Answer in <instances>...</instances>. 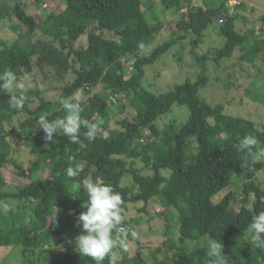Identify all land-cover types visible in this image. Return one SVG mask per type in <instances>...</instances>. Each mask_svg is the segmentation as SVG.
Instances as JSON below:
<instances>
[{
  "label": "trees",
  "instance_id": "1",
  "mask_svg": "<svg viewBox=\"0 0 264 264\" xmlns=\"http://www.w3.org/2000/svg\"><path fill=\"white\" fill-rule=\"evenodd\" d=\"M45 1L36 0L39 5ZM58 1L60 8L45 14V35L49 41L9 47L0 37V72L11 69L18 76L23 72L32 75L37 66L41 70L51 66L68 73L72 64L77 65L78 69L73 67L76 81L66 93L71 97L81 94V98L77 97L83 107L81 116L89 127L96 125L97 120L107 125L91 141L84 136L87 127H82L79 143H71L61 131L54 133V139L47 143L44 132L38 128V118L28 105L30 102L22 110H14L9 106L8 95L0 93V207L12 198L26 200V204L34 207L27 224L0 230V246L22 248L29 264H94L91 258L80 256L76 247H72L82 231L78 217L86 211L83 203L87 194L83 185L90 175L121 194L124 225H129L126 214L131 203H144L146 209L152 202L160 201L179 212V238L170 235L164 246L153 253L151 262L141 253L130 256L127 252L121 254V262L117 264H210L206 247L188 245L206 238L223 243L227 264H264V249L251 244L246 234L251 219L264 211V189L255 181L264 171V157L255 163L249 157L245 167L242 161L245 154L235 148L245 135L256 137V149L264 148V132L253 121L228 115L221 106L212 107L203 102L199 92L207 86L205 74L197 86L187 82L159 96L142 86L147 66L187 35H194L197 39L193 43L198 46L216 19L225 18L221 34L226 39L215 58L217 62L233 58L238 49L242 50L241 62L251 65L258 59L264 62V42L259 40L249 49L243 48L249 34H242L236 27L240 15H228L230 0H202V5L197 6L193 0H162L168 8L176 6L186 12L176 24L177 33L171 41H166L150 56L137 59L156 42L164 26L148 21L144 0ZM8 10L0 9V19L14 14L31 34L42 28L43 24H37L20 6L12 12ZM105 32L114 33L116 39L105 38ZM88 33L87 47H77L76 43ZM133 60L134 73L128 70L119 74L114 70L117 65L123 70ZM102 83L106 85V94L97 92L91 96ZM33 92L43 99L42 91ZM125 93L135 94L132 106L138 120L134 124L123 123L122 130H112L113 107L122 104L117 97ZM175 105L188 107L189 121L180 129L173 122L160 130L156 121ZM23 114L27 115L32 130L20 133L14 121ZM65 115L62 108L48 118L61 119ZM146 130L150 135L147 145L142 147L138 139L146 136ZM16 137L24 140L34 158L27 169L13 158ZM194 141L196 152H193ZM164 155L166 158L162 160L160 157ZM80 162H85L84 170L76 178H69L67 168ZM138 163H143V167L138 168ZM9 164L28 182L18 195L5 192L8 186L5 169ZM146 170L152 174H144ZM43 172H47L48 179H42ZM128 175L133 178L136 193L123 186ZM236 175H242L246 181L240 210L233 208V194L220 203L213 201L216 195L230 188ZM104 264H108L107 259Z\"/></svg>",
  "mask_w": 264,
  "mask_h": 264
},
{
  "label": "rangeland",
  "instance_id": "2",
  "mask_svg": "<svg viewBox=\"0 0 264 264\" xmlns=\"http://www.w3.org/2000/svg\"><path fill=\"white\" fill-rule=\"evenodd\" d=\"M193 4L196 6L202 5V0H193ZM19 6L28 16L34 17L37 24H43L42 28L31 34L29 28L16 15L9 14L8 17L0 19V37L6 40L9 47H27L37 42L49 41V37L45 35V29H47L45 14L56 10L58 7L60 8L59 1L46 0L44 4L39 5L36 0H0V9L9 8L8 11L12 12ZM240 7L236 13L240 15L236 27L242 34H249V39L245 41L243 46L244 49H249L259 39L264 42V32L261 34L257 32L260 29L264 30V0H244ZM144 9L150 23L163 24L164 26L156 42L144 49L137 59L150 56L154 50L166 41H171L177 33L175 31L176 24L183 19L186 12V10H179L176 6L168 8L162 0H144ZM222 25L216 19L204 33L198 46L193 43L197 38L194 35H187L186 39L172 47L154 64L145 68L142 86L150 93L159 96L171 93L178 86H182L187 82L197 86L200 77L205 74L208 77V83L199 92L200 99L203 102L212 107L221 106L228 115L253 121L264 132V62L261 59H258L252 65L241 62V49L235 51L234 57L231 59L220 62L215 61L218 51L224 48L226 44V39L221 34ZM250 32L254 33L250 34ZM103 36L107 39H116L114 33L105 32ZM88 39L89 33L82 36L76 46L81 49L86 48ZM133 64L134 60L128 65L126 64L123 70L121 65L115 66L114 70L119 74H125L128 70L134 73L131 69ZM73 67L79 68L77 65L72 64L71 70L67 73L62 69L51 66L44 68V70H41L38 66L36 67L31 75V81L28 82L34 84L35 87L28 88L25 92L27 97L25 104H28V101L30 102L28 105L36 118L41 115L47 117L53 115L63 108V100L71 97L66 93V90L72 86L77 78ZM35 89L43 92V99L34 94ZM105 90L106 85L102 83L99 88L93 91L91 96L97 92L106 94ZM76 97L81 98V94H77ZM117 98L122 101V104L113 107L115 117L110 122L112 130H122L123 123L131 122L134 124L138 120V113L132 106L135 101V94H119ZM190 115L188 107L175 105L168 114L157 120L155 124L160 130H163L174 122L180 129L189 121ZM211 122L213 123V120ZM95 124L97 125L98 134L107 125L99 120ZM14 127L20 133L32 130L25 114L15 119ZM145 134V137L138 139L142 147L147 145L150 132L146 130ZM13 146L14 160L24 169L29 168L34 158L24 140L20 137L14 138ZM196 151L197 143L194 141L193 152ZM160 158L165 160L166 156ZM142 164L138 163V168H142ZM5 174L8 182L5 189L7 193L18 195L28 185V182L17 175L13 164L7 165ZM144 174L151 175L152 172L146 170ZM41 176L44 180L49 178L47 172H43ZM255 181L264 189V171L257 175ZM245 184L246 181L243 176L236 175L230 188L216 195L213 201L220 203L227 195L233 194V208L240 210V201L245 197ZM123 186L129 187L134 193L137 192L131 175L125 177ZM21 205L22 211L20 212ZM144 207V203L129 204V210L126 214L130 227L129 235L132 231L138 233V239H133L130 235L132 252L129 254L133 256L141 253L144 259L151 262L153 253L164 246L170 235L179 238V212L177 209L167 208L160 201L152 202L146 209ZM33 208L31 205L26 204V200L23 199L12 198L4 202L0 207V230H10L13 226L27 224ZM209 241L210 239L206 238L197 242H189L188 245L191 248H204ZM72 247L75 248L76 244L73 243ZM165 251L163 249V252ZM120 260L121 257L118 262H121ZM0 264L29 263L23 257L22 248H4L0 246Z\"/></svg>",
  "mask_w": 264,
  "mask_h": 264
},
{
  "label": "clouds",
  "instance_id": "3",
  "mask_svg": "<svg viewBox=\"0 0 264 264\" xmlns=\"http://www.w3.org/2000/svg\"><path fill=\"white\" fill-rule=\"evenodd\" d=\"M31 75L23 72L22 76L11 69L0 72V93L7 94L9 106L14 110H22L25 106L28 88L35 87L31 81ZM66 115L61 119L50 120L46 115L38 118V125L44 132V139L50 143L54 139V133L61 131L71 143H79L82 127H87L84 136L94 140L97 134V125L88 126V121L82 119L83 107L76 96L69 97L62 102ZM106 135V134H105ZM46 143V144H47ZM257 139L252 135L240 138L235 148L245 154L242 160L245 167L248 158L255 163L264 157V148L256 149ZM254 149H256L254 151ZM85 168V162L69 166L66 175L76 178ZM83 191L87 194V201L83 203L86 211L80 213L78 224L82 231L75 237L76 251L80 256L91 258L94 264H117L123 252L129 250L127 236L129 233L124 227L125 209L122 196L119 192L105 183L94 180L90 175L83 185ZM246 234L248 241L257 248L264 249V211L256 214L248 224ZM133 239H138V233H130ZM210 264H227L224 245L218 240H210L206 246Z\"/></svg>",
  "mask_w": 264,
  "mask_h": 264
},
{
  "label": "built area",
  "instance_id": "4",
  "mask_svg": "<svg viewBox=\"0 0 264 264\" xmlns=\"http://www.w3.org/2000/svg\"><path fill=\"white\" fill-rule=\"evenodd\" d=\"M242 3H244V0H230V2H229V12H228V15L230 17L235 16L236 13H237V11H238V9H239V7L242 5ZM219 22H220V24H224L225 18L219 20ZM124 227H125L126 231L129 233V231H130L129 225H124ZM127 241H128V244H129V250L127 252L131 253L132 252V249L130 247V243H131L130 235L127 236ZM127 252H123V253H127Z\"/></svg>",
  "mask_w": 264,
  "mask_h": 264
},
{
  "label": "crops",
  "instance_id": "5",
  "mask_svg": "<svg viewBox=\"0 0 264 264\" xmlns=\"http://www.w3.org/2000/svg\"><path fill=\"white\" fill-rule=\"evenodd\" d=\"M258 32V34H261V33H263L264 32V30L263 29H260L259 31H257ZM260 40V39H259ZM32 207H33V205H32Z\"/></svg>",
  "mask_w": 264,
  "mask_h": 264
}]
</instances>
